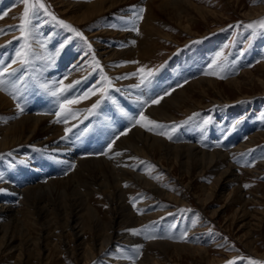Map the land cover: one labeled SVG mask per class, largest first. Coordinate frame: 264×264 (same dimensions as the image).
<instances>
[{"label":"rangeland","instance_id":"obj_1","mask_svg":"<svg viewBox=\"0 0 264 264\" xmlns=\"http://www.w3.org/2000/svg\"><path fill=\"white\" fill-rule=\"evenodd\" d=\"M151 1L129 0L123 2L122 6L119 5L84 23L72 20L69 13L65 12L69 6H62V4L86 5L88 0H43L48 12L57 19L53 20L46 12L40 10L33 20L34 28L28 41L32 48L31 63L27 66H22L19 62L13 64L12 67L17 68L18 71L14 77L6 78L9 83L0 90V93L13 102L17 110L14 119L7 115L5 117L6 113L0 112V126L5 123L2 125L5 127L10 124L8 122L15 121L22 115L48 116L55 122L54 113L58 110V100L41 87L45 83L51 85L54 81L63 80L64 84H70L75 80L81 81L67 94L71 98L74 95H82L93 85L103 86L101 76L105 74L112 80L110 89L112 100H106L97 115L88 116L85 109L91 107L92 103L99 98V94L92 96L93 99L82 100L79 105H72L74 109L79 110L76 119L70 118L67 124L55 122L63 128L61 137L65 136V128L76 125L65 141L61 137L54 141H47L49 136L42 134V137H38L40 139L37 138L31 144L12 146L0 152V177H2L0 189H5L0 192V207L5 202L3 201L5 195L8 199L6 205L16 203L14 211L8 212L5 218H0V224L10 222L18 213L20 219L24 217V211L27 210L28 205L25 202L22 203V200L26 198V189L30 185L47 184L51 179H66L63 183H54V187H51L53 191L48 192L47 197L43 199L38 193L32 195L39 206L43 204L51 208L48 217L42 215V219L35 212V214L27 215L17 225L10 223L12 225L9 228V234L14 233L16 244L22 241L23 256L25 253L31 256L29 264H85L82 255L77 257L72 254L73 247L77 246V240L72 234V221L71 223L69 221L73 215L77 192H82L81 194L86 197V203L97 210L95 220L99 223V227L90 231L87 225L89 215L85 213L82 216L83 222L87 225L82 241L95 243L99 253L87 264H117V261H121V264H144L145 262H147L145 264H198V260L201 259L200 255L193 256L188 253L190 251L183 252V258L178 257L174 252L175 249L157 248L159 242L204 247L208 249L211 257L219 259L213 264H228L229 261H233L234 264H251V261L246 258L264 262V91L257 83L251 86L244 75V72H252L264 78L262 68L264 30L257 29L253 36V29L246 27L249 23L264 20V0H187L188 7L183 9L177 7L178 13L183 16L182 22L178 14L170 12L171 8L166 6L165 10H160L156 7L157 4ZM161 1L174 0L158 2ZM24 7L22 0H0V29L6 33L0 34V45H3L0 47V67L11 64V61L16 59V52L24 45L23 39H13L20 36L18 26L21 23ZM196 8H202L205 13ZM141 9L144 10L143 19L147 15H153L151 18H154L153 24L157 25L156 38L158 39L152 42L153 48L150 54L132 57L131 61L139 63H130L129 60L120 62H124L126 67L131 64L137 65L136 71L141 67H145L146 70L157 68L160 70L156 73L151 85L133 88L132 85L140 83L138 75L132 77L130 75L133 70L136 72L134 67L132 72L126 69L127 74L117 72L119 68L110 69L113 63L109 61V58L105 59L101 51L114 48L121 51L128 47L127 41H131L133 45V41L137 42L139 35L143 33L144 21L136 20L135 17ZM159 11L160 14H158ZM255 11L257 13H253ZM59 20L71 24L77 31L82 32L87 40L60 25ZM186 24L196 34H189L190 30L184 27ZM134 28H138V31L133 30ZM120 31L129 34H122ZM98 32H102L101 37L92 36L93 33ZM117 33L120 34L117 35ZM89 44L91 49L88 47ZM98 44H103L104 48L100 49L102 46L98 47ZM110 53L108 51V54ZM217 53H222L220 59L223 61L224 70L219 72V75H208L207 72L219 71L215 65L212 69L209 68V64L217 57ZM46 56H52L54 63L50 64L48 60L40 59ZM93 57L99 61L100 69H94ZM115 57L120 58L119 55ZM76 65L82 67L76 70L74 69ZM161 65H163L162 68H160ZM65 76L67 79H64ZM220 76L225 78L221 79ZM201 77L214 80L219 83V87L210 88L206 93L193 91L194 87L191 85ZM242 77L248 84L244 83L240 91L237 87H228V81L234 78L242 79ZM16 78L23 81L18 84L22 95L13 99L11 81ZM180 88H186L194 94L192 100L188 101L189 111L176 108L173 109V115H170L169 110L166 111L165 116L163 115L164 117L162 116L163 118L162 114L157 113L160 118L157 117L155 121L165 125L164 129L148 131L141 124L132 126V118L138 117L141 110L145 116L153 117V113L150 115L148 111L156 105L150 103L142 105L136 101L137 96L142 95L149 101L157 96H163V99L175 98L179 95ZM165 91L169 94L164 95ZM18 103L24 107V112L19 111L16 106ZM189 117L192 119L189 120ZM208 117L212 118L211 122L202 126L203 121ZM185 121L188 122L183 123ZM237 121L240 122L233 128L232 125ZM173 124L179 125L173 133V139L169 140L167 135L158 134L160 131L166 132ZM135 129L143 131L144 134L159 137L171 145H192L205 152H224L227 158L226 164L221 163L218 168H215L218 169L217 171L207 164L205 168L207 170L202 174L199 173L202 170L199 166L188 174L182 167L170 169L167 162L162 163L158 157L146 156L142 153L127 156L126 164L119 163L120 161L115 159V156H120L117 155L116 143ZM124 131L126 134L116 139L112 149L109 150L108 143ZM234 135H236L235 138ZM39 142L42 143L38 144ZM83 158L87 161L81 167V161L78 159ZM103 158L111 163L114 161L113 168L116 166L137 175H145L155 185V188L146 186L142 180L130 176L121 181V188L124 191L121 200L133 215L134 224L128 227L124 225L117 231L110 229L113 220L119 221L118 216L112 214L114 205L111 203L113 201L109 194L114 192V185L112 188L104 187L95 192L91 173L84 169L88 165H95L90 160ZM73 164L74 168L71 167ZM79 166L82 172L86 173L76 178L77 180L73 178V181L69 182V177L74 176ZM227 167H231L230 171L234 174L230 178L231 181L229 178L226 179V183L222 184L223 189L219 186L217 193L205 204V201L197 196V191L200 192L199 187L202 185L209 187L214 184L213 182L219 179L220 171ZM36 169L43 171L41 174L45 172L48 175L40 178V172L36 173ZM108 174V179H112V175ZM118 180L120 181L121 177L118 176ZM98 187L101 188V186ZM233 189L237 190L236 197H239L240 201L231 203L232 197L228 200L227 194ZM167 193L173 194L177 200L169 199ZM246 199L249 202L244 208L247 209L248 214L235 215V209L243 205ZM254 199L261 202L256 203ZM31 210L36 209L32 207ZM228 220L231 222L234 220V224L229 226ZM95 224L92 221L90 223L91 226ZM131 229L138 230V234L130 231ZM101 235L102 237L110 235L113 241L107 244L105 255L101 254L102 251L99 252ZM44 245L45 248L48 246L50 256H43ZM17 253L18 251L15 252ZM18 263L19 260L14 256L12 258L8 254L0 255V264ZM201 264L211 263L205 259Z\"/></svg>","mask_w":264,"mask_h":264},{"label":"bare ground","instance_id":"obj_2","mask_svg":"<svg viewBox=\"0 0 264 264\" xmlns=\"http://www.w3.org/2000/svg\"><path fill=\"white\" fill-rule=\"evenodd\" d=\"M128 1L129 0H93V1H90L89 2V0H88V3L86 5H81V4H77L76 3L73 6L64 5V4H62V6H67V7L69 6L65 10V12H68L69 13L68 15H69V17L72 20H75V21H78V22H84L85 23V21H89V20H91L95 16H98V15L104 14V13H106L108 11H111L113 8L121 5L123 2H128ZM158 1L159 0H152L151 2H154L155 5L157 4L156 7L158 9H160V10H165L166 9V6H168L167 8H171L170 9V12H172L174 14H178V17L180 19V22H182L183 16L180 15L181 13H178L177 7L180 8V9H183L184 7H188L189 6V2L187 0L161 1L160 3ZM173 2L175 3V5H172V4H174ZM59 3H61V2H59ZM196 9L199 10V11L202 10V8L201 9L200 8H196ZM202 12L205 13L203 10H202ZM253 13H257V12L255 11ZM158 14H160V11H159ZM152 16L147 15V16L144 17V19H143L144 24H142V31H143V33L141 35H139V39L137 40L136 43H134V45L131 43V41H127L126 40L127 41V44H129V45L124 50H121V51L119 50L118 51L116 48H114V49H112L113 51L112 50H106V49H105L106 51L105 50L104 51H101V55L102 56H105L104 57L105 59H108L109 58L110 59L109 61L111 63H113L112 64L113 66L112 67L110 66V69L111 68H114V69H118L119 68V71H117V72H119V73H126L127 70H129L130 72H132V69L134 67V69L136 71V69L138 67L137 65L136 66H132V64H131V65H129V66L126 67V66H124L125 65L124 62H120V61H124V60L131 61V59H132L133 56L134 57H142L143 55H145V53L146 54H150V52H151V50L153 48L152 47V42H154L155 39H156V41L158 39V38H156V32H157L156 31L157 30L156 29L157 28L156 26L157 25L155 26L153 24V21H154L153 19L154 18L152 19L151 18ZM161 26H162V24H161ZM184 27L186 29H188V31L190 30L189 25L186 24V25H184ZM120 32H122V34L128 33V32H125L124 33L123 31H120ZM101 33L102 32H100V33L99 32L98 33H93L92 36H94L95 38H99V37L102 36ZM140 33H141V31H140ZM103 34H105V33H103ZM119 34L117 33V35H119ZM189 34L192 35V34H196V33L195 32H192L190 30ZM160 40H158V41H160ZM164 41H165V39H164ZM98 45H99L98 47L102 46V47H100V49H103L104 48L103 47L104 46L103 44H98ZM108 51H109V53L110 52L111 53L108 54ZM118 55H119L120 58H116L115 57V56H118ZM139 61H140V58H139ZM262 68L264 69V65H263ZM133 72H134V70H133ZM244 75H246L245 78L248 79V83H251L250 84L251 86L253 84L257 83V84H259L261 86V88L264 91V78H262L261 76L255 75L252 72H244ZM131 77H132V75H131ZM245 78H243V77H242V79L234 78V79L228 81L227 82V84L229 85L228 87L229 88H234V87L236 88L237 87V89L240 91L242 85L244 83H247L245 81ZM191 86L194 87L193 91H201V92L206 93V92H209V89L210 88H214V89L218 88L219 87V83L215 82L212 79H205V78H202L201 77L199 79H196V81L194 82V84L191 85ZM189 91H187L186 88L185 89H181V91L179 92V95L177 97H175V96H174L175 98H173V97L172 98L171 97H167V99H163L159 104H156V105L152 106V108H150V111H148V113L150 115L153 113L154 115L152 114L153 117H150V116L149 117L150 118H153L155 120L158 117L157 116V113L162 114L161 115V117H162L166 113V111H169V110L171 111L170 112L171 113L170 115H173V109H176V108H178V109L179 108L180 109H185V111H189L190 109H189V106H188V104H189L188 101L190 99L192 100V97L194 95V94H191L190 93L191 91L190 92ZM176 93H174V94L176 95ZM239 98H241V97H239ZM90 99H93V98L91 97ZM2 111L4 113H6L5 114V117L7 115V117L10 116L9 118H11V117L13 119L16 118L15 117V114L17 113V110L15 108V105H13V102L10 99H8L4 94L0 93V112H2ZM5 117H3V118H5ZM159 118L160 117H158V119ZM8 123H10V124L6 125L5 127H2V125H4L5 123L0 126V131H1L0 134H2L1 135V139H0V150H1L0 152H2V150L5 151L6 149L12 148V146L13 147L14 146L18 147L21 144L24 145L25 143H27V144L30 143L31 144L34 141H36V139L39 136H41L42 134H44V135L46 134V135L49 136L48 139H47V141H54L55 139H58V138H60L62 136V131H63L62 126L57 125L54 122L53 118L48 117V116H33V115H24L23 116L22 115V117H20L18 119H15V121H10ZM142 132L143 131H140L138 129H135L132 133H130L128 135H125L124 137H122L116 143V146H115L116 147V151H117V153H119L120 156H118V157L115 156V159H118L120 161L119 163H121V162L122 163L127 162L126 161L127 160V156H130L132 154H138L139 155V154L142 153V154H145L146 156L154 155L155 157H158L160 159V161L162 160L161 161L162 163H163V161L167 162L169 164V166H170V169H175L176 167H180V168L182 167V169L186 170L188 172V174L189 173H192V171H195L197 169V167L199 168V166L202 169L201 171H199V173L202 174V173L206 172L205 170H207V169H205V168H206V165L207 164H208L209 167H213L214 169L215 168H218V166L221 165V163H225L226 164V159L227 158H226V153H224V152H220V151L205 152V151L198 150L197 148H195L192 145H171V144L167 143L166 141H164L163 139H161L159 137H154V136H151L149 134H144ZM38 139H40V138H38ZM41 143L42 142H39L38 144H41ZM68 152H69V150H68ZM109 156H111V155H109ZM84 158L83 159H78V160L81 161L80 162V166L83 165V164L85 165V162L87 160H85ZM100 160L99 159H97V160H90V161H93L95 163V165L93 164L94 166H92V164L91 165H88L87 164L88 166H86V168L84 167V169L87 170V171H89L91 173V181H92V184L95 185V187H94L95 192H98V191L102 190L104 187L106 189L112 188L113 185L115 187V189L113 190L114 192H111V193L109 192V194L111 195L110 196L111 201H113L111 203H113V205H114L113 208H112L114 212L112 214L113 215H117L119 221L115 222L113 220L112 223H111V226H110L111 228L110 229L113 228V229H115L117 231L118 228H121L124 225L127 226V227L128 226H132L134 224L133 215L129 212L128 206L124 202H122V200H121L123 198V194H124V191L121 188V181L123 179H126V177L129 178V176H130L131 178L136 177L139 180H142V182L146 186L154 187L155 185H154V183L152 181H150L149 179H147V177L145 175H139V174L137 175L134 172L131 173L127 169L120 168V167H116V166L113 168L112 167V164H114V161L111 163L108 159L106 160L104 158L103 159H100ZM198 160H199V162H198ZM225 164H223V165H225ZM80 166H79V168H80ZM118 166H120V165H118ZM184 166H185V168H184ZM79 168L75 170L74 176H71V178L69 177V182H72L73 181V178L75 180L79 176H82L83 173H86L85 171L82 172V169L81 168L79 169ZM217 170L215 169V171H217ZM230 170H231V167H227L225 170L220 171V173H219L220 176L218 175L219 176V179H216L213 182L214 184H212L211 186L208 185L209 187H205L204 185H202L201 187H199V191L200 192L198 193V191H197V196L200 199L204 200L205 201V204L210 199H212V197L217 193L218 187L220 186L223 189L224 185H222V184L223 183H226L225 180L226 179L228 180V178L230 179L234 175L233 172H231ZM35 171H36V173H37V171L40 172V174H39V177L40 178H43V177H45V176L48 175L47 173L45 174V172L43 174H41L43 171H40L39 169H36ZM232 171H234V170L232 169ZM106 172H107V174L110 173V175H112L111 176L112 179L110 178L112 182L111 181H108V180H110V179H108V175L109 174L107 175ZM210 172H211V170H210ZM129 173H130V175H128ZM118 176L121 177V180L120 181L118 180ZM85 179H87V178H85ZM64 180L66 181V179H57V180L51 179L50 181H48L47 184L44 183L43 185L42 184L41 185H30V187H28V188L26 187L27 188L26 189L27 194L25 193L26 194V198L23 197L24 200H22V203L25 202L28 205V208H27L26 211H24L25 212L24 213V217L23 216L22 217L25 218L29 214H31V215L32 214H35V212H37L38 215H40L41 217H42V215H43V217H46V216L48 217L49 216L48 213H49V211H50L51 208L47 207L46 205L44 206L43 204H42V206H39L38 203H37L38 201H36L35 197L33 196L34 197L33 198L32 195L38 193L40 195L39 197L43 199L45 196L47 197L48 192H52L53 191V188H51V187L54 185V183H59V182H62L63 183ZM238 180H240V179H238ZM230 181H231V179H230ZM67 182H68V180H67ZM87 186H89V185H87ZM98 186H101V188H99ZM12 190H14V188ZM75 190H76V188H75ZM236 191L237 190L233 189V190L229 191V193L227 194V199L228 200L232 197L231 198V203H234V202H236V201H238L240 199L239 197H236L237 196L236 195L237 194ZM81 193L82 192L75 193L76 194L75 202H74L75 203V207H74L73 215L71 216L69 222L71 223V221H72V228L74 229V230L71 229L72 230V234H73L74 238L77 240L76 241L77 242V246H74L73 247L72 254L73 255L75 254L77 257L79 255H82L83 256V259L85 261V264H87L92 258H96V256L99 253H98L97 249L95 248V243H90L88 241H87V243H84L86 241H82L83 235H84V233L87 230V225H88V229L90 228L89 230L90 231H93V229H95L96 227H99V223H97L96 220H95L96 219V212L95 211H97V210H94L93 208H91V205H89L88 203H86V201H85V198L86 197L83 194H81ZM88 193H89V191H88ZM91 194L92 193L90 192V195ZM5 196L3 197V201H5V202L0 207V218L1 217L5 218V216H7L6 214L8 212L14 211L15 206H16V203H14V202L6 205L5 203H7L6 201H8V199H6ZM243 196H245V195H243ZM243 196H242V198H244ZM254 196H256V195H254ZM167 197L169 199H174V200L176 199V197L173 194H170V193H167ZM104 198H106V197H104ZM255 198H257V197H255ZM253 201L256 202V203L261 202L259 200H255V199ZM248 202H249V200L246 199L244 201V204L243 205H241L238 208H236L235 209V213H236L235 215H238L240 213L241 216H245L246 214H248L247 213L248 212L247 209L244 208L245 205ZM32 207L34 209H36V210L32 211L31 210ZM217 211H215V214L217 213ZM58 212H59V210H58ZM85 213L89 215V218H87L88 221H89V223L87 225H85V222H83V220H82V216ZM18 214H16L15 217L13 216V218H12L13 221L11 219L10 222L0 224V255L1 254H8L9 256L11 255L12 258H13V256H14V258L16 257L19 260V263L18 264H29L30 263V257L31 256L30 255L27 256L26 253H25V256H23L24 254H23V246H22L23 244H22V241H21V243L16 244L15 243L16 237H15L14 233H10L9 234V230H10L9 228H10V226L12 224L13 225H17V224L21 223L22 220H23V218L20 219V217H18ZM43 217H42V219H43ZM91 221L93 223L94 222L96 223L95 226H91L92 224L90 225ZM228 221L230 222L229 223V226H231V225L234 224V220L232 222L230 220H228ZM137 222H138V220H137ZM10 223H12V224H10ZM127 227H125V228H127ZM242 227H244V226L242 225ZM98 230H100V229H98ZM122 230H123V228H122ZM123 232H125V231H123ZM113 233H114V231L112 232V234ZM110 234H111V232H110ZM120 234L122 235V233H120ZM116 235L119 236V234H116ZM101 237H102V235H101ZM120 238H121V236H120ZM110 241L113 242L112 241V237L110 235L109 236L102 237V240H101V248H100V251H99V252L102 251V253H101L102 255H105L106 254V252H105L106 251V246H107V244ZM159 247L163 248L164 250L175 249V251H174L175 254H177L178 257H181V258L184 257L182 255V253L183 252H186V251H190L188 253H190L193 256L200 255L201 256V259L198 260V262H197L198 264H201L202 260H205V259L208 260L211 264L216 263L219 260L218 258L211 257L208 249H206L204 247H197V246L195 247V246H190V245H186V244L179 245V244H172V243H169V242H159V246L157 248H159ZM47 249H48V246H46V248H45V245H44V251L45 252L42 251L43 256H46L47 257V256H50L51 255L50 254V251L47 250ZM81 249H82V251H80ZM16 251H18L17 254H15ZM79 251H80V253H79ZM148 251H150V250H148ZM147 257H149V256H147ZM187 259H189V258H187ZM121 263H122L121 261H117V264H121ZM145 263H147V262H145ZM82 264H84V263H82ZM123 264H125V263H123Z\"/></svg>","mask_w":264,"mask_h":264},{"label":"snow or ice","instance_id":"obj_3","mask_svg":"<svg viewBox=\"0 0 264 264\" xmlns=\"http://www.w3.org/2000/svg\"><path fill=\"white\" fill-rule=\"evenodd\" d=\"M22 3L25 5L23 14L21 16V23L18 26V30L20 32L19 37H13V39H23L24 45L23 47L16 52V59H13L11 61V64H8L5 67H0V90H3L5 85L9 83V81L6 79L7 77H14L16 72L18 71L17 68H13V64H17L19 62L22 66H27L31 63L30 54L32 53L31 45L28 43L29 38L32 35V31L34 28L33 20L34 18L39 14L40 10H43L47 13V15L51 16L53 20H56L57 18L51 13L48 12L47 8L45 7L43 0H22ZM143 9L140 10L138 14H136L135 19L141 20L143 19ZM7 13H5L6 15ZM58 23L62 26H64L67 29H70L75 35L82 37L85 41L87 40L86 37H83V33L77 31L71 24H67L63 20H59ZM135 24V20L133 21ZM11 27V26H10ZM115 27V25H113ZM231 27V25H230ZM248 29H253L252 35L254 36L256 34V30H264V20L255 21L252 23H249L246 25ZM133 30L138 31V28H134ZM0 34H6L3 29H0ZM10 43V41H9ZM135 43V41H133ZM0 47H3V45H0ZM41 47H44V45H41ZM63 47V45H61ZM89 49H91V44L88 45ZM87 55V53H86ZM222 56V53H217V57L213 59L211 64H209V68L212 69L213 65H215L216 69L219 71L213 70L210 72H207L208 75H219V72H222L224 70L223 67V61L220 59ZM40 59H46L49 61L50 64L54 63V59L52 56H46V57H40ZM226 60V57L224 58ZM93 66L94 69H100V63L98 60L93 57ZM130 63H139L138 61H130ZM81 65L74 66V69L78 70L81 68ZM163 65L160 66L162 68ZM160 69H145V67L139 68L136 72L131 73L132 76H139L140 77V83L132 85L133 88H140L141 86L147 87L151 85L153 78L155 77L156 73ZM126 78V77H125ZM221 79L225 78L224 76H220ZM64 79H67V76L64 77ZM81 81L75 80L70 84H64L63 80L54 81L51 85L48 83H45L41 85V87L48 92L49 95L52 97H56L58 100V110L54 113L56 116V123H65L67 124L69 119H76L77 114L79 112L78 109H74L72 105H76L81 103L82 100L90 99L92 96H96L99 94V98L96 99L94 103H92L91 107L88 109H85V111L88 113V116H93L98 114V110L100 109L101 105L106 100H112V96L110 95V89L112 88V80L107 78L106 74L101 76V82H103V86H97L93 85L90 87L86 92H84L82 95H74L71 98L68 97V93L70 90L74 88L76 84H79ZM186 82V81H185ZM23 83V81L20 78H16L15 80L11 81V87L13 89V92L11 93L13 96V99H17L18 95H22L20 93L18 84ZM174 90V89H173ZM119 91V89H117ZM169 93L165 91L164 95H168ZM136 101L141 103L142 105L146 104H159L160 101L163 99V96H157L155 98H152L149 100H145L143 96H137ZM19 111L22 113L24 112V107L21 106V104L16 105ZM123 111V109H121ZM196 115V114H194ZM87 119V117H85ZM192 117H189V120H191ZM211 117H208L203 121L202 126H206L211 122ZM188 121H185L183 123H187ZM240 121H237L235 124L232 125L233 128L236 127V124H238ZM136 124H141V126L145 127L148 131H156L157 129H164L166 126L160 124V122L151 120L148 116H145L143 113V110H141L138 114V117L132 118V126L134 127ZM76 125H72L71 128H65V136L61 137L62 140L68 139V134L73 131V128H75ZM179 125L173 124L168 130L160 131L158 134L160 135H167V138L169 140L173 139V133L176 132ZM130 130V129H128ZM127 131V130H126ZM126 131L120 132L118 136H116L113 140H111L107 147L109 150L112 149L113 144L115 143L116 139H119L120 136H123L126 134ZM79 138V137H77ZM100 154H107V153H100ZM119 155V153H117ZM71 167H75V165H71ZM2 179V177H0ZM245 187H249V185H245ZM5 191V189H0V192ZM133 233L138 234V230L131 229ZM154 238V237H150ZM251 261V264H264V262H259L252 260L251 258H246ZM228 264H234L233 261H229Z\"/></svg>","mask_w":264,"mask_h":264}]
</instances>
